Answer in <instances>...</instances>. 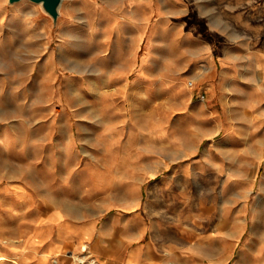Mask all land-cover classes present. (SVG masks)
Segmentation results:
<instances>
[{"label": "rangeland", "instance_id": "1", "mask_svg": "<svg viewBox=\"0 0 264 264\" xmlns=\"http://www.w3.org/2000/svg\"><path fill=\"white\" fill-rule=\"evenodd\" d=\"M261 7L62 0L53 22L31 0H0V264H100L112 253L96 249L99 237L150 221L139 211L164 172H187L191 195L207 162L232 166L215 159L234 155L221 129L243 142L264 110L252 100L264 91V62L250 50L260 37L242 29L264 24ZM252 161L242 159L258 172L243 174L255 179L243 208L264 178ZM260 219L247 215L244 264L250 237L264 239Z\"/></svg>", "mask_w": 264, "mask_h": 264}, {"label": "crops", "instance_id": "2", "mask_svg": "<svg viewBox=\"0 0 264 264\" xmlns=\"http://www.w3.org/2000/svg\"><path fill=\"white\" fill-rule=\"evenodd\" d=\"M261 4H264V0H261ZM255 10L264 17V7ZM233 28L236 34L237 25ZM242 29L248 30L245 34L260 37V41L250 44V50L255 52L256 63L264 62V24H247ZM252 98L261 105L264 103V91L256 92ZM254 111L256 123L249 130L248 139L245 138L243 142L241 136L231 137L227 134L231 132L228 127L221 129L225 133L223 138H233V142L228 143H233L231 148L234 155H221L215 159H233L232 166L228 163L226 166H212L207 162L203 180L198 182L202 189L191 195L185 192L188 187L187 172H164L155 180L152 194L146 196L147 203L139 211V215L142 211L150 221L139 218L124 220L121 223V236L107 234L99 237L96 243L105 246L96 245V249L112 253L109 259L98 258L99 263L228 264L235 260L234 264H244L242 237L243 229L247 226V215L256 221L260 214L261 226H264V178L256 189L253 204L243 208L242 199L243 190L250 197L255 184L253 177L243 182V174L256 176L258 173L254 167L245 173L242 159H253L255 165L262 164L264 173V110L255 108ZM201 159L212 158L203 156ZM217 177L218 181L213 180ZM215 184L217 192H211V186ZM261 237L254 242L250 237V243L256 244L249 251L251 264H259L264 258V239ZM57 250H62L61 243L51 249Z\"/></svg>", "mask_w": 264, "mask_h": 264}, {"label": "water", "instance_id": "3", "mask_svg": "<svg viewBox=\"0 0 264 264\" xmlns=\"http://www.w3.org/2000/svg\"><path fill=\"white\" fill-rule=\"evenodd\" d=\"M20 0H7L8 4H13ZM38 3L41 9L52 18L53 22L56 21L59 15V7L62 0H31Z\"/></svg>", "mask_w": 264, "mask_h": 264}, {"label": "bare ground", "instance_id": "4", "mask_svg": "<svg viewBox=\"0 0 264 264\" xmlns=\"http://www.w3.org/2000/svg\"><path fill=\"white\" fill-rule=\"evenodd\" d=\"M80 260V259H79ZM80 261H82V260H80ZM90 264H91V261H90Z\"/></svg>", "mask_w": 264, "mask_h": 264}, {"label": "built area", "instance_id": "5", "mask_svg": "<svg viewBox=\"0 0 264 264\" xmlns=\"http://www.w3.org/2000/svg\"><path fill=\"white\" fill-rule=\"evenodd\" d=\"M80 262V261H79ZM81 263V262H80ZM88 264H90V263H88Z\"/></svg>", "mask_w": 264, "mask_h": 264}]
</instances>
